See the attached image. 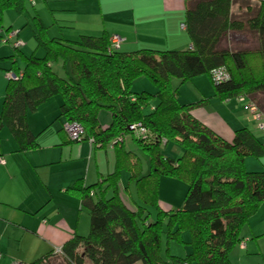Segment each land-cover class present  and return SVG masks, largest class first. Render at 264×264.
<instances>
[{
	"label": "trees",
	"instance_id": "1",
	"mask_svg": "<svg viewBox=\"0 0 264 264\" xmlns=\"http://www.w3.org/2000/svg\"><path fill=\"white\" fill-rule=\"evenodd\" d=\"M186 4L185 28L192 41L186 49L122 50L112 46V35L107 33L68 40L49 36L43 24L34 30L37 50L43 48V55L36 51L28 55L22 46H14L24 67L14 59L7 72L22 70L23 75L8 78L0 126L13 129L19 149L39 145L38 134L28 123L29 112L60 96L61 117L85 129L81 138L71 141L92 139L97 148L112 145L117 157L115 170L97 183L73 185L90 213L89 232L76 233L61 252L55 248L23 264H52L55 257L68 264H234L230 251L264 200V169H248L245 159L264 157V142L248 127L237 129L232 140L216 133L193 113L207 100L182 103L173 79L186 83L208 74L217 96L243 97L264 113V0H186ZM26 9L27 0H0V26L5 11L22 14ZM12 30L4 27L0 42ZM231 36L244 38L247 45L234 46ZM57 65H62L61 72ZM219 68L229 73L228 79L214 80ZM140 77L156 89H133ZM102 109L112 115L106 126L99 118ZM139 123L147 129L145 134L131 129ZM128 136L136 149L126 146ZM170 142L183 147L181 156L163 151ZM141 153L149 159L147 172ZM123 170L135 182V206L120 193ZM163 177L187 183L180 206L168 210L160 206ZM154 206L158 210L152 217ZM185 232L190 234L191 252L171 253L170 241H183Z\"/></svg>",
	"mask_w": 264,
	"mask_h": 264
},
{
	"label": "crops",
	"instance_id": "2",
	"mask_svg": "<svg viewBox=\"0 0 264 264\" xmlns=\"http://www.w3.org/2000/svg\"><path fill=\"white\" fill-rule=\"evenodd\" d=\"M34 1L27 0V5L31 3L36 10L32 16L37 28L43 24L51 37L74 40L82 34H117L122 37V50L186 49L192 44L188 30L183 27L186 0H37V6ZM28 9L27 6L26 11ZM43 10L50 12L49 16L52 14L50 21ZM5 28L15 27L11 23ZM35 28L32 25V38L36 41L30 49L32 53L37 52ZM16 29L21 38L22 28ZM231 39L239 40L237 36H231ZM24 46L25 42L22 48ZM22 51L27 54L29 49ZM16 61L24 67V61ZM141 81L143 88L154 89L146 80ZM190 81L196 90L185 88L179 92V99L182 103L207 100L193 109L202 122L227 140L233 139L237 129L248 127L264 142V130L259 129L246 99L220 98L208 74ZM183 95L185 99H182ZM4 96L0 97V118ZM61 103V97L54 96L29 112L28 123L38 134V147L20 150L13 129L7 124L0 126V157L5 160L0 162V264H12L16 260L32 262L62 247L76 233L87 234L81 231L83 211L90 213L73 185L77 181L95 184L116 168V151L112 145L97 148L87 139L71 141L63 129L66 121L60 115ZM99 118L106 126L111 122V112L102 109ZM56 120H61V124ZM131 141L134 142L128 136L126 146L136 149ZM245 164L250 170H262L264 157L248 156ZM129 181L128 191L135 201L137 194L135 190L136 195L131 192L133 181L130 177ZM119 190L130 205H136L131 203L120 184ZM230 258L234 264H264V200L243 226L242 239L231 249Z\"/></svg>",
	"mask_w": 264,
	"mask_h": 264
},
{
	"label": "rangeland",
	"instance_id": "3",
	"mask_svg": "<svg viewBox=\"0 0 264 264\" xmlns=\"http://www.w3.org/2000/svg\"><path fill=\"white\" fill-rule=\"evenodd\" d=\"M35 2L37 3V0L34 1L33 4H35ZM35 5L37 6V4H35ZM27 6L29 9H28V11H25L24 14L17 13L14 10H7L6 12H4L3 17H2L3 22H2V25L0 26V31H2L6 25H9L11 23L15 27L14 30L17 27L22 28L21 38L25 42V46L22 49H24V51L26 48L29 49L27 54H30L33 51L30 49H32L34 47V44L36 42L32 38V25L37 27V23L35 22V19L32 16L36 11L35 8L31 5V3L28 4ZM39 7H41V6H39ZM43 11H44V15L47 18V20L50 21V19L52 18V14H51V16H49L50 12H48V11L45 12V10H43ZM28 20H29V22L25 24V22ZM16 30H18V29H16ZM240 39H241V37H239V41H235L233 39L232 40L233 45L234 46L235 45H237V46L247 45V42L245 41V39L244 40L241 39L242 41ZM29 41H30V43H29ZM250 41H252L251 38H250ZM13 42H14V40H11L10 42H0V97L5 95L4 94L5 93V87H6V83L8 81L6 69H8L11 65H13L14 59H17L19 63L23 61L22 57L19 54L17 55V53H16L17 51L14 48ZM240 42H241V44H238ZM26 44H27V46H26ZM15 53H16V57H11ZM36 53L38 55L43 54L44 53L43 48H39ZM59 66L60 65H57V66H55V68L58 70L60 69L59 71L61 72L62 65L60 66L61 68H59ZM20 74H21V76L23 75L22 70L17 75H20ZM143 79L146 80V82H149L148 84H150L151 89L153 87H154V89H156V87L145 77H140L138 79L139 81L136 80L137 82L135 81L136 83H135L133 89H135L137 91H141L142 89H144L143 88L144 84L141 81ZM173 80H174L173 81L174 87L175 88L178 87L180 93L183 90H185V88H188L191 91L196 90L195 89L196 86L193 85L192 81H188L186 83H180V81H178L177 78H175ZM180 93H179V96H180ZM182 99H185L184 95L182 96ZM184 101H189V99L184 100ZM55 122L61 124V120H59V121L56 120ZM130 140H128V141H130ZM134 143L135 142H132L133 145H134ZM163 151L167 155H171V156L177 158V157H179V155L180 156L182 155L184 150L180 144H178L176 142H170L169 144L163 146ZM141 157H142V162H143V168L145 169V172H147L150 169L149 159L144 153H141ZM163 178L164 179L162 181L161 190H160V206L163 209L168 210L172 207L171 205H178V204L181 205L184 201L185 194L187 191V186H188L187 183H185L184 181H181L179 179L173 178V177H163ZM129 182H130L129 181V174L126 170H123L120 174V186H121V189L124 190V193H126L127 196L131 199V195L129 194V191H128L129 190V186H128ZM130 189H131L132 194L136 195L134 193V190L136 191L135 182L132 183ZM136 199H138L137 195H136ZM131 203H135L133 197L131 199ZM150 210L152 213V217H155L157 214V210H158L156 208V206L152 207ZM83 216L84 217H83V224L81 227V229H82L81 231L83 233H88L89 229H90V215L87 213V211H83ZM87 219H88V221H87ZM166 225H167V223L165 222V226ZM166 241H167L166 236H163L164 247H166ZM189 241H190L189 232H185L183 234V241L171 240L169 243V249H170L171 253L182 255V256L187 255L192 250V247H191V244L189 243ZM55 258H54L52 264L53 263L68 264L63 259H61L60 257H55Z\"/></svg>",
	"mask_w": 264,
	"mask_h": 264
},
{
	"label": "built area",
	"instance_id": "4",
	"mask_svg": "<svg viewBox=\"0 0 264 264\" xmlns=\"http://www.w3.org/2000/svg\"><path fill=\"white\" fill-rule=\"evenodd\" d=\"M183 27H186V25L183 24ZM0 32H4V29ZM5 39H6V41L4 40V42L14 40L13 44L16 47H20L24 44L23 40L19 37V31L18 30L10 31L5 36ZM121 41H122L121 36H119L117 34H114L111 36V42H112L113 47L119 48L121 46ZM214 73H215L214 74V80H216V81L226 80L229 78V73L226 70H224L223 68H219V69L215 70ZM20 76H21V74L17 75L14 71L7 72L8 78L17 79V78H20ZM241 99H244V98L241 97ZM249 106H250V110H251L254 118L257 121V125H258L259 129L264 130V113L261 112L257 108V106H255L254 104H249ZM64 129L69 134L70 138L74 139V140L81 138L83 136V134L85 133L84 127L76 121L65 122L64 123ZM131 129H135V130L139 131L140 134H145L147 132V129L145 127H143L141 125V123L131 125ZM90 141L93 142L92 139H90ZM4 161H5L4 158L0 157V162H4ZM56 251L61 252L62 247L56 248ZM12 264H23V262L16 260Z\"/></svg>",
	"mask_w": 264,
	"mask_h": 264
}]
</instances>
